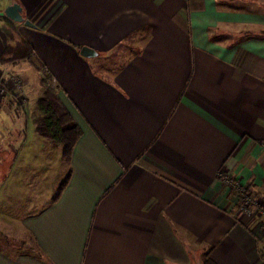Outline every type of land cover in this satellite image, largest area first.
<instances>
[{"label":"crops","instance_id":"crops-1","mask_svg":"<svg viewBox=\"0 0 264 264\" xmlns=\"http://www.w3.org/2000/svg\"><path fill=\"white\" fill-rule=\"evenodd\" d=\"M13 3L36 84L0 98V204L59 184L30 119L39 78L80 135L55 200L9 227L0 210V264H264L218 177L263 184L264 0H0V26ZM20 244L43 257H12Z\"/></svg>","mask_w":264,"mask_h":264},{"label":"trees","instance_id":"trees-1","mask_svg":"<svg viewBox=\"0 0 264 264\" xmlns=\"http://www.w3.org/2000/svg\"><path fill=\"white\" fill-rule=\"evenodd\" d=\"M0 33L4 37L7 44L0 56L1 65H12L14 63H21L29 60L31 49L24 41L21 40L17 31L14 29L13 24L9 20H4L3 25L0 26ZM39 87L41 93L36 99L30 113L33 132L38 137L47 140L54 146L59 147L61 159L65 167V172L54 191L53 198L51 200L53 201L57 198L69 177V156L75 141L80 135V130L59 102L55 91L49 85L45 77L39 78ZM10 93L11 94L9 95L15 98L17 97L13 92ZM17 98L18 100L20 99L19 97ZM245 186L247 189H251L250 184H245ZM19 249H22V252H19ZM18 250L12 254V257L18 254L35 255L38 258L43 257L38 248L33 246V244L28 247H25L24 244H20ZM203 264H213V262L205 259Z\"/></svg>","mask_w":264,"mask_h":264},{"label":"built area","instance_id":"built-area-1","mask_svg":"<svg viewBox=\"0 0 264 264\" xmlns=\"http://www.w3.org/2000/svg\"><path fill=\"white\" fill-rule=\"evenodd\" d=\"M9 91L22 99L21 80L8 67L2 66L0 67V98L7 96ZM218 177L223 184H227L233 190L238 213L246 220H256L258 229L256 239L261 243V250L264 253V202L254 198L250 190L239 179L229 178L220 173Z\"/></svg>","mask_w":264,"mask_h":264},{"label":"rangeland","instance_id":"rangeland-1","mask_svg":"<svg viewBox=\"0 0 264 264\" xmlns=\"http://www.w3.org/2000/svg\"><path fill=\"white\" fill-rule=\"evenodd\" d=\"M18 65L16 67H14L12 70L14 71L13 73L15 75H17L20 79H21V75H23L25 83L27 85H31V84H36V77H35V72L33 69H31L28 65L26 64H21V63H17ZM22 81V80H21ZM22 86V83H21ZM20 102H22V100H18ZM27 106H29V103H27ZM17 143L13 141V145ZM51 157L52 153L49 154ZM54 160H53V164L54 166L56 164L60 165V172L57 175V182H60L62 175H63V171H62V167H61V158L60 156H58V153L56 152V149H54ZM5 164H8V160L6 159ZM1 165H3V163L0 162ZM0 165V173L2 171V166ZM28 179L27 181H29L30 177L33 176V174L31 173V171H28ZM56 185V184H55ZM55 187V186H54ZM56 188V187H55ZM55 188H49L48 192H46V194L43 193V195L41 196H37L36 199H33L32 195L30 192L33 190H28V196L29 198L27 199V201L29 202H34V204H24L21 206H13V207H9L7 205H5L4 207L0 204V210H2V212L5 215V219H6V223L4 224L5 227H9L8 223L12 222L14 218L19 217L20 215H23L25 213H30L32 210L37 209L38 207H40V202L43 201H47L49 197L53 196L54 190ZM250 192L252 193V195L254 196V198L259 199L260 201L264 202V180H263V184L261 185V188H257V189H250ZM6 233H8L7 230H5L4 228H0V239H4V235H7ZM4 236V237H3ZM19 240V239H17ZM19 242V241H17ZM15 247V245H13V248Z\"/></svg>","mask_w":264,"mask_h":264},{"label":"water","instance_id":"water-1","mask_svg":"<svg viewBox=\"0 0 264 264\" xmlns=\"http://www.w3.org/2000/svg\"><path fill=\"white\" fill-rule=\"evenodd\" d=\"M3 13L4 16L13 23H23L25 26L33 27L32 24H30L27 20H23V18L20 15V7L16 3L10 4L7 7H5ZM80 54L82 56H89L91 54L93 55L94 53L91 52V50L89 49L81 48Z\"/></svg>","mask_w":264,"mask_h":264}]
</instances>
